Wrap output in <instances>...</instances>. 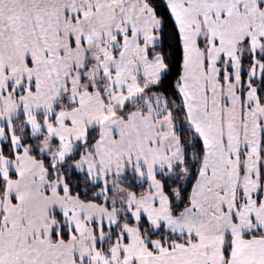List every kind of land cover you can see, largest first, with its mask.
<instances>
[{"label":"snow or ice","instance_id":"1","mask_svg":"<svg viewBox=\"0 0 264 264\" xmlns=\"http://www.w3.org/2000/svg\"><path fill=\"white\" fill-rule=\"evenodd\" d=\"M0 264H264V0H0Z\"/></svg>","mask_w":264,"mask_h":264}]
</instances>
